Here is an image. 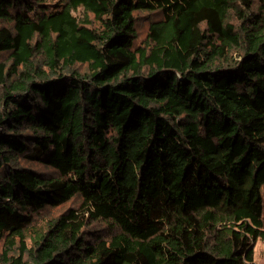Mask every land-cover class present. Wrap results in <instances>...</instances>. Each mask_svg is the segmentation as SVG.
Returning a JSON list of instances; mask_svg holds the SVG:
<instances>
[{
  "label": "trees",
  "instance_id": "16d2710c",
  "mask_svg": "<svg viewBox=\"0 0 264 264\" xmlns=\"http://www.w3.org/2000/svg\"><path fill=\"white\" fill-rule=\"evenodd\" d=\"M262 188L264 0H0V264H254Z\"/></svg>",
  "mask_w": 264,
  "mask_h": 264
},
{
  "label": "rangeland",
  "instance_id": "374dc122",
  "mask_svg": "<svg viewBox=\"0 0 264 264\" xmlns=\"http://www.w3.org/2000/svg\"><path fill=\"white\" fill-rule=\"evenodd\" d=\"M75 14L77 16L83 17L84 13L82 10L76 11ZM158 17L156 13H149L143 11L136 12V30H137V38L136 43H141L145 39V35L147 33V27L149 22ZM32 165L39 169L41 172L47 173L51 171L50 167L44 166L42 164H38L33 162ZM153 173V182L155 185L160 182H164L171 186V181L173 178V168L170 162V158L168 156L167 151L164 149L162 154L159 155L152 166ZM261 195L263 199V214H264V188L261 189ZM79 203L78 198H72L69 201L55 207L48 208L43 216L37 220L38 225H41L45 222V219L49 217H54L63 212L66 208L70 206H76ZM106 210H108L116 219L125 222H131V219L126 211L125 205L121 204H112L106 203L103 205ZM109 224L103 221H98L92 224L91 228L98 230V232L102 235H107L110 231ZM2 240L0 241V251L2 249ZM254 264H264V242L260 239H257L254 244Z\"/></svg>",
  "mask_w": 264,
  "mask_h": 264
}]
</instances>
